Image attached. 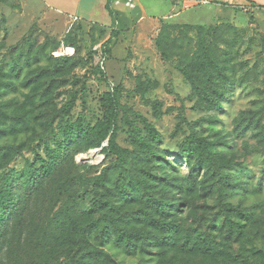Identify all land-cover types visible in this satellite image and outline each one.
Segmentation results:
<instances>
[{
  "label": "rangeland",
  "instance_id": "obj_1",
  "mask_svg": "<svg viewBox=\"0 0 264 264\" xmlns=\"http://www.w3.org/2000/svg\"><path fill=\"white\" fill-rule=\"evenodd\" d=\"M141 5L159 20L145 27ZM172 5L118 0L106 27L0 0V188L10 176L14 206L0 264L264 263V19L204 5L161 17ZM188 234L203 248L187 250Z\"/></svg>",
  "mask_w": 264,
  "mask_h": 264
},
{
  "label": "crops",
  "instance_id": "obj_2",
  "mask_svg": "<svg viewBox=\"0 0 264 264\" xmlns=\"http://www.w3.org/2000/svg\"><path fill=\"white\" fill-rule=\"evenodd\" d=\"M40 1L44 4L47 10L63 15L64 19L68 22H87L106 27H109L113 24L111 9L112 7H116L118 2V0ZM172 4L171 10L167 13H164L161 17H164L165 15H173L172 13L176 11L177 6L174 5L173 2ZM206 6L208 7L209 12H215L217 13L218 17L229 19L231 22L235 23L240 20V17L243 18L244 14H249L250 17H254L255 19H264V0H211L209 4L204 5L203 7ZM141 10L143 14L140 19L143 21V25L145 27H149L154 24L155 21L159 20V18L147 16L145 6L141 5ZM182 12L178 13L181 14ZM244 18L246 19L248 16H245ZM146 21L150 22L149 26L145 24Z\"/></svg>",
  "mask_w": 264,
  "mask_h": 264
},
{
  "label": "trees",
  "instance_id": "obj_3",
  "mask_svg": "<svg viewBox=\"0 0 264 264\" xmlns=\"http://www.w3.org/2000/svg\"><path fill=\"white\" fill-rule=\"evenodd\" d=\"M112 13V11H111ZM199 30L201 31V28H199ZM157 46L158 48L162 51V54H165V51H163V46L162 43L159 41H157ZM208 60L209 58L204 55V59L201 60L200 62V66L202 68V70H208ZM15 64H17V61H13ZM19 64V62H18ZM99 69V68H98ZM102 72V71H100ZM184 73L186 74V76L188 77V79L195 85V86H200L201 85H205V84H210L211 78L208 81H204L199 75L194 74L192 71H189L187 69H184ZM202 87V86H201ZM200 96L202 97H208L211 100L214 101L215 97L213 94H211L207 89L202 88V90H200ZM102 104L104 106V117H103V125L105 127V129H107V132H109L110 130L113 129L114 125H115V119L117 116V110L118 107L120 106V101L117 97V93L109 91L106 92L102 98ZM149 134L151 136V138L153 140H159V135L158 133L154 130L153 127H150L149 129ZM110 143L111 146L114 147L115 150H117L118 148H120L117 143L115 142V132H113L111 134V138H110ZM60 146L62 148H65L66 144L61 143ZM64 151V150H61ZM61 151L58 152V158L61 157ZM182 152L184 154L190 155L193 153V150L190 146H184L182 148ZM49 159L46 161H44L43 165L40 167H35L34 165H30V168L32 170V184L36 185L37 182L45 177L48 176L49 174L52 173L53 171V165L56 162V156H55V152L53 149L50 150L49 153ZM10 176L5 177V182L4 185L0 188V237L3 235L6 225H5V220L7 215L9 214L10 211H12L14 209L13 206V199H12V183L9 181ZM123 193L125 195H127V197L130 198L131 193H128L126 190H123ZM70 224H73V226L75 227V223L71 222ZM77 226V224H76ZM176 228L175 225L170 224L169 228ZM118 231L120 233V237H124V239L128 240V246L130 245V238L132 237L131 233H128L123 227H118ZM120 239V238H119ZM123 240V239H121ZM203 241L200 238H194L192 236V234H188L186 236L185 242H184V247L187 250H192V249H201L203 248L202 245ZM264 254V253H263ZM264 264V263H263Z\"/></svg>",
  "mask_w": 264,
  "mask_h": 264
},
{
  "label": "built area",
  "instance_id": "obj_4",
  "mask_svg": "<svg viewBox=\"0 0 264 264\" xmlns=\"http://www.w3.org/2000/svg\"><path fill=\"white\" fill-rule=\"evenodd\" d=\"M174 5L179 6L180 9H190L193 7H197L200 5H207L211 2V0H171Z\"/></svg>",
  "mask_w": 264,
  "mask_h": 264
}]
</instances>
